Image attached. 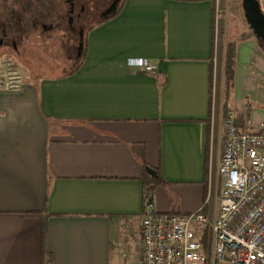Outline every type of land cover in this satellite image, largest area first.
Masks as SVG:
<instances>
[{
	"label": "crops",
	"instance_id": "obj_1",
	"mask_svg": "<svg viewBox=\"0 0 264 264\" xmlns=\"http://www.w3.org/2000/svg\"><path fill=\"white\" fill-rule=\"evenodd\" d=\"M212 10V0H126L88 33L75 73L0 85V264H44L47 214H59L46 220L52 264H137L144 163L166 181L153 185L157 210L215 215L226 128L217 16L208 140ZM248 107L234 112L241 128Z\"/></svg>",
	"mask_w": 264,
	"mask_h": 264
},
{
	"label": "built area",
	"instance_id": "obj_2",
	"mask_svg": "<svg viewBox=\"0 0 264 264\" xmlns=\"http://www.w3.org/2000/svg\"><path fill=\"white\" fill-rule=\"evenodd\" d=\"M1 65L0 85L19 90L24 81L16 64ZM142 66L157 71L153 63ZM225 128L215 215L160 212L150 197L139 217L143 254L137 264H264V124L255 131L248 119L241 128L229 110Z\"/></svg>",
	"mask_w": 264,
	"mask_h": 264
},
{
	"label": "rangeland",
	"instance_id": "obj_3",
	"mask_svg": "<svg viewBox=\"0 0 264 264\" xmlns=\"http://www.w3.org/2000/svg\"><path fill=\"white\" fill-rule=\"evenodd\" d=\"M93 1L91 0V5H93ZM96 1L97 5L95 7L101 10L111 0ZM260 2L264 11V0H260ZM217 16L219 18V29L222 28L221 38L224 45V57L225 46L229 41L237 40L241 34H249L252 30L245 17L242 0H228L226 8L218 10ZM88 32L89 29H86V33ZM242 42L247 43L240 47V61L235 66V85L232 90L233 98L235 99L233 106H238V109H241L242 112L237 113L235 109L233 110L239 118L243 119L244 115L249 116V109L246 108L250 106L252 108L250 114L251 121H256V124L257 121L258 124H264V81L261 80L264 73V63L261 60L259 61L261 64L258 65V58L252 61L249 59L250 53L255 54L252 52V45L256 46L257 51L264 55V43L258 40L254 33L250 34V37ZM76 44L77 37H71L68 49L58 39L53 40L51 44L34 42L32 45L26 47L27 55L23 61L18 62L14 58H9L8 60L16 64L23 77V81L27 78L35 81L44 77H55L69 71L75 65V60L69 57L75 55ZM250 61L251 64H249ZM240 65H244V67H240ZM2 75L3 68L0 61V81L5 80ZM239 96L242 97L240 98ZM237 99L239 103H237ZM242 99H244V102ZM138 246L137 253L140 255L141 247L139 248Z\"/></svg>",
	"mask_w": 264,
	"mask_h": 264
},
{
	"label": "flooded vegetation",
	"instance_id": "obj_4",
	"mask_svg": "<svg viewBox=\"0 0 264 264\" xmlns=\"http://www.w3.org/2000/svg\"><path fill=\"white\" fill-rule=\"evenodd\" d=\"M96 2L91 5V0H0V61H23L26 47L34 42L51 44L58 39L68 49L71 37H77L76 53L69 57L76 63L84 53L86 29L116 13L122 0H111L101 10L95 7Z\"/></svg>",
	"mask_w": 264,
	"mask_h": 264
},
{
	"label": "trees",
	"instance_id": "obj_5",
	"mask_svg": "<svg viewBox=\"0 0 264 264\" xmlns=\"http://www.w3.org/2000/svg\"><path fill=\"white\" fill-rule=\"evenodd\" d=\"M192 1H199V0H192ZM126 0H122L121 5L116 13L109 15L107 17L102 18L93 28L98 26L99 24L105 22L106 20L115 17L120 13L121 9L123 8ZM213 3V10H212V31H211V63H210V113L209 117L207 118V137L209 140L210 135V126H211V114L213 108V91H214V72H215V41H216V18H217V0H212ZM91 28L89 32L93 29ZM88 32V33H89ZM86 35V44L84 48V53L82 58L75 63V65L63 76H68L75 73L83 63V60L86 55L87 50V36ZM252 35L253 32L250 31L248 33H243L237 40L229 41L225 46V55H224V67H223V74H224V101H223V116L226 117L229 110H230V96L232 93V89L234 87V64H235V56H236V49L239 42L245 41ZM19 62V61H18ZM207 162V160H206ZM145 168V177H144V187H143V201L145 202L150 198L153 197L154 188L153 185L157 183H166V181L162 178L160 168H153L149 164L144 163ZM150 172H153L151 174ZM179 213V212H173ZM50 216H59V214H47L46 220ZM46 220L43 226V261L44 264H52V254L47 250L46 247V239H47V225Z\"/></svg>",
	"mask_w": 264,
	"mask_h": 264
},
{
	"label": "water",
	"instance_id": "obj_6",
	"mask_svg": "<svg viewBox=\"0 0 264 264\" xmlns=\"http://www.w3.org/2000/svg\"><path fill=\"white\" fill-rule=\"evenodd\" d=\"M242 5L251 30L257 39L264 43V11L260 0H242ZM81 46L82 44L80 48Z\"/></svg>",
	"mask_w": 264,
	"mask_h": 264
}]
</instances>
